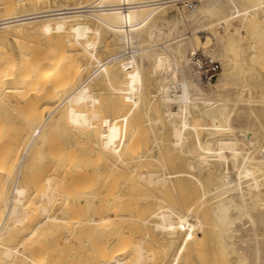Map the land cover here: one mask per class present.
I'll use <instances>...</instances> for the list:
<instances>
[{"label":"bare ground","instance_id":"bare-ground-1","mask_svg":"<svg viewBox=\"0 0 264 264\" xmlns=\"http://www.w3.org/2000/svg\"><path fill=\"white\" fill-rule=\"evenodd\" d=\"M44 1L0 2V37L19 45L1 48L0 96L34 100L21 148L0 143V264H264V0H191L167 30L176 0ZM108 33L117 49L96 58L86 38ZM197 45L220 63L213 82L188 68ZM66 127L70 147L53 144ZM40 147L57 154L26 193ZM79 177L81 228L50 214Z\"/></svg>","mask_w":264,"mask_h":264},{"label":"rangeland","instance_id":"rangeland-1","mask_svg":"<svg viewBox=\"0 0 264 264\" xmlns=\"http://www.w3.org/2000/svg\"><path fill=\"white\" fill-rule=\"evenodd\" d=\"M2 0H0V2H1ZM46 1L47 0H45L44 2L46 3ZM50 1V3L47 1V3L45 4V5H52V4H59V3H64V2H66V1H68V0H49ZM53 1H54V3H53ZM69 1H72V0H69ZM87 1H90V0H87ZM188 0H176L175 2H173L172 4H170V5H167L166 7H164L163 9H161L160 11H159V13H158V15L161 17V22L164 24V26H163V24L161 25V26H163V27H161L163 30H167V28H165V27H167L165 24V20H164V18H162V16L163 17H169L171 14H173V13H175V12H179V11H185V10H187L188 8H189V6H188ZM52 3V4H51ZM43 4V3H42ZM174 4V5H173ZM28 5V6H27ZM27 5H25L24 7H18V8H16L15 10L16 11H22V9H24V8H31V7H33V5H30L31 7H29V4H27ZM34 6H36L37 7V5H34ZM38 6H40V5H38ZM179 10V11H178ZM170 13V14H169ZM0 14L2 15L3 14V11L0 9ZM162 14V15H161ZM0 15V16H1ZM165 17V18H166ZM163 19V20H162ZM233 22L235 23V24H237L238 23V19L237 18H234L233 19ZM264 24V23H263ZM262 24V25H263ZM264 26V25H263ZM214 28H216V26H213ZM220 28V29H219ZM220 32H223V29H222V27H218L217 28ZM198 32V33H197ZM187 33V34H186ZM194 33H196L197 35L198 34H200L199 36L201 37V38H203V36H205V35H208L209 33L207 32V30H199V31H196V32H194ZM204 33H206V34H204ZM26 34L28 35L29 33H27L26 32ZM26 34H24V36H22V37H24L23 39L24 40H26L25 38H27V39H29V38H31L30 37V35L31 36H33L32 35V33H30V35H28V36H26ZM190 34H193V30H191V29H186V32H185V35H190ZM35 35V34H34ZM40 34H38V36H39ZM59 35L60 34H57L56 33V36H58L59 37ZM107 35H109L110 37H112L111 39H109L108 37H107V41L106 40H104V39H102V38H97L94 34H91V35H89L87 38H86V40L88 41V50H90V51H92V53H94L95 52V54L96 53H98L99 54V56L98 57H96V58H101V57H103V56H105V55H108V54H110V53H112V51L114 52L116 49H117V46L114 44V41H113V36L111 35V34H107ZM36 36H37V34H36ZM37 36V38H38V40L39 41H42V37H41V35H40V38ZM2 37H4L3 38V40L2 39H0V42L1 43H3V45L0 43V52H2V49H3V52H6L7 54H12V55H15V54H17L18 53V51L16 50V48L18 47L19 48V45H18V43L16 42V40L11 36V35H2L0 38H2ZM6 37V38H5ZM29 37V38H28ZM61 37V36H60ZM67 37H69V35H63L62 36V38H67ZM9 39V40H8ZM4 40H8V41H10V42H6V41H4ZM30 40V39H29ZM13 41L16 43L15 44V46H14V44H13ZM110 41H111V43H110ZM170 41H172V40H170ZM159 42V41H158ZM161 42V41H160ZM5 43H6V45H5ZM198 45H200V44H198ZM197 45V46H198ZM4 46V47H3ZM17 46V47H16ZM197 46H195V48H188V50H187V55L190 57V54H192V53H194V52H201L202 53V50H201V46L199 47H197ZM16 47V48H15ZM2 48V49H1ZM192 50V51H191ZM126 51L128 52L129 51V48L128 49H126ZM190 51V52H189ZM127 52H124V53H127ZM188 68L190 67V68H192L193 69V67H191L190 65H191V62H189L188 63ZM195 70V69H194ZM86 74V73H85ZM85 74H83L84 76H85ZM83 76V77H84ZM217 76H218V74H216V76H214L213 78H212V81L211 82H213L216 78H217ZM7 85H11V82L10 81H6L2 86H7ZM230 86H235V83L233 84V83H231L230 84ZM34 100H33V96H32V94H29L28 96H26V97H6V96H4V95H2V96H0V136L2 137H0V143L1 144H4V145H6L8 142V144H12L13 142L14 143H16V142H18V144H14V145H11L12 147H17L18 146V149H20L21 148V146H22V143L26 140V136H25V133H26V130L25 129H28V127L26 126V123H25V116H26V114L28 113V106H30V104L33 102ZM262 101V100H261ZM141 103H143L142 101H141ZM138 108H142V106L141 105H139L136 109L137 110H141V111H139V113L140 114H138L137 116H138V122H140L141 123V126L142 125H144L145 127H147L145 124H146V121L144 122V123H142V120L143 119H146V117H145V112H143V110L142 109H138ZM135 109V111H137ZM137 114V113H136ZM144 121V120H143ZM137 122V121H136ZM138 122H137V124H138ZM139 126H140V124H139ZM143 126V127H144ZM68 128H70V130H71V127H69V126H67ZM67 127H66V129L65 128H63L64 129V132H63V129L60 131L59 130V132H58V135L56 134V136L55 137H57V139L56 140H59V141H56V142H54L53 144H58V142H60L58 145H66V147H68L69 145H70V137H69V135H70V133H71V131H69L68 129H67ZM142 127V128H143ZM146 129V128H145ZM143 130H144V128H143ZM25 131V132H24ZM23 132V133H22ZM61 133V134H60ZM60 134V135H59ZM71 136V135H70ZM69 137V138H68ZM5 142H1L2 140ZM5 139V140H4ZM16 140V141H15ZM12 142V143H11ZM7 144V145H8ZM53 144H49V145H53ZM56 144V145H57ZM16 145V146H15ZM68 145V146H67ZM59 147H61V146H59ZM66 147L64 146V148H63V146H62V148H61V150H64V149H66ZM70 147V146H69ZM70 149V148H69ZM44 150V151H43ZM68 150V149H67ZM53 153H52V152ZM56 151V150H55ZM69 151V150H68ZM57 152V151H56ZM64 152L66 153V151L64 150ZM40 153H41V155H40ZM52 154V155H51ZM55 152H54V149H50V148H46L45 147V149H43L42 147H40L39 149H38V156H36V159H34V161L35 162H32L33 164H34V166H32L29 170H27L24 174H25V178H26V180H27V182L28 183H25L24 184V188H25V192L26 193H29L33 188H35V184L33 185V183H32V180H34V182H36V181H38V179H40V178H42V176L44 175V176H46V175H48V174H50L51 172H50V169L52 168L51 166L53 165V162H54V160H53V158L55 157V155L57 154H55ZM66 154H68V152L66 153ZM46 157V158H45ZM41 159H42V162H41ZM38 160V161H37ZM42 163V164H40V163ZM38 163V164H37ZM32 164V165H33ZM16 166H17V164H14L13 165V167H12V169H11V175H10V180H9V184H8V186H10L11 185V182L13 181V178H14V175H15V171H16ZM50 168V169H49ZM35 169H37V170H35ZM48 172H50V173H48ZM46 173H48V174H46ZM43 176V177H44ZM80 178V179H79ZM79 178H77V179H75L76 181L73 183V185L75 186L73 189L75 190V191H77L78 193H76V192H74L75 194H74V196L75 197H72L71 199H70V201H69V210L67 209L65 212H63V213H60V212H58V211H55L56 210V208L55 207H53L52 209H51V211H50V214H51V212H53L52 214H57V215H59V216H65V217H67V219H68V216H70V217H72V219H73V221L75 222L76 220H77V218H78V224H77V226L78 227H82V226H79V225H81L80 223L82 222V224H83V227L85 226L84 225V220L87 218V215H88V209H87V199L85 198L86 196L84 195V193H83V184H82V182H83V178H81V177H79ZM82 179V180H81ZM80 180H81V183H79L80 182ZM74 181V180H73ZM41 182L42 183H44L43 181H39V184H40V186H42L41 185ZM77 182V183H76ZM77 186H76V185ZM79 184H80V186H79ZM79 187H82V189L81 190H78L79 189ZM77 188V189H76ZM9 190V189H8ZM82 191V192H81ZM9 192V191H8ZM80 193H81V195H80ZM83 193V194H82ZM83 196V197H82ZM83 198H85L86 199V202H85V200L83 199ZM82 205H80V204ZM80 205V206H79ZM71 206L73 207L72 208V210H71ZM78 208V210H76ZM82 209L84 210V211H82ZM71 210V211H70ZM55 212H58V213H55ZM69 213L68 215H67V213ZM75 213H76V215H75ZM78 213V214H77ZM85 213H87V214H85ZM65 214V215H64ZM85 215V216H83V215ZM38 215H40V216H38ZM38 215H37V219H42L43 217H44V214H41V213H38ZM75 215V216H74ZM79 216V217H78ZM42 217V218H41ZM75 218V219H74ZM82 219H84V220H82ZM77 221H76V223H77ZM67 222V221H66ZM65 222V226L64 225H62V224H60V226H54V225H52V227H53V229H51L52 227L49 225V228L47 229V230H44L42 233H44L45 234V236H44V234H39V238H37V240L38 241H36L37 243H39V241L42 243L43 242V245H46V246H49L51 243L53 244V245H50L49 247H52V246H54V244H55V241H56V239L55 238H57L58 239V237H63V236H67V235H69L70 233H71V231L73 230L72 229V227L70 226V224L69 223H66ZM47 223L49 224L50 222H48L47 221ZM67 224V225H66ZM72 225V224H71ZM64 226V227H63ZM29 227H26L25 229H28ZM60 228V229H59ZM68 228V229H67ZM57 229V230H56ZM49 230H52V231H49ZM58 230L60 231V230H62V231H60L59 233H57L58 232ZM64 230V231H63ZM55 231H57V232H55ZM50 232V233H49ZM53 232V233H52ZM63 232V233H62ZM66 232V233H65ZM52 233V234H51ZM20 234H22V233H20ZM50 234V235H49ZM53 234H55V235H53ZM60 234L62 235V236H60ZM41 235H42V237H41ZM51 235H52V237H51ZM54 238V239H53ZM43 240V241H42ZM51 240H52V242H51ZM47 242V243H46ZM45 243V244H44ZM49 243V244H48ZM40 244V243H39ZM2 264H6L5 262H2Z\"/></svg>","mask_w":264,"mask_h":264},{"label":"built area","instance_id":"built-area-1","mask_svg":"<svg viewBox=\"0 0 264 264\" xmlns=\"http://www.w3.org/2000/svg\"><path fill=\"white\" fill-rule=\"evenodd\" d=\"M151 0H145L144 2H136L134 4L151 3ZM188 6L192 5V1L188 0ZM190 62L192 67L197 70L201 76L207 80H212L220 70V63L217 59L210 55H205L201 52H194L191 54Z\"/></svg>","mask_w":264,"mask_h":264}]
</instances>
